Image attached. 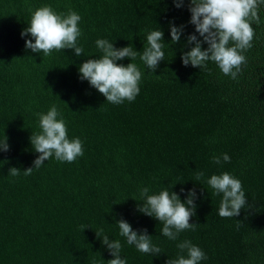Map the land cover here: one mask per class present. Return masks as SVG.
Masks as SVG:
<instances>
[{
    "label": "trees",
    "instance_id": "obj_1",
    "mask_svg": "<svg viewBox=\"0 0 264 264\" xmlns=\"http://www.w3.org/2000/svg\"><path fill=\"white\" fill-rule=\"evenodd\" d=\"M43 6L79 14L81 56L71 49L45 56L25 48L31 37L21 31ZM188 6L189 0L180 8L173 0H0V139L6 136L10 148L0 151V264H107L113 257L101 243L104 235L121 242L126 264H166L184 240L206 254L200 264H264V4L235 80L214 62L207 70L182 64V52L194 46L187 36L202 40L189 23ZM170 23L184 26L175 44ZM154 30L163 32L165 57L153 73L139 56L117 61L133 62L142 72L133 102L108 103L79 79V66L102 55L98 39L142 54ZM53 105L68 138L83 142L84 155L73 163L49 158L25 176L39 155L29 139L40 132L37 114ZM222 154L230 162L214 164L212 157ZM13 167L20 175L8 174ZM199 172L204 177L197 181ZM224 172L241 181L249 205L234 218L218 216L222 194L213 195L206 183ZM144 187L149 194L169 189L181 202L194 189L189 223L195 230L177 240L162 236L163 224L137 210ZM120 219L138 234L146 229L162 253L128 245L119 235Z\"/></svg>",
    "mask_w": 264,
    "mask_h": 264
},
{
    "label": "clouds",
    "instance_id": "obj_2",
    "mask_svg": "<svg viewBox=\"0 0 264 264\" xmlns=\"http://www.w3.org/2000/svg\"><path fill=\"white\" fill-rule=\"evenodd\" d=\"M174 6H183V0H173ZM264 0H189L188 10L191 13L190 21L194 25L195 33L187 36V44L194 45L187 52H182L181 61L184 66L191 65L195 68L207 70V62H214L225 76L235 80L241 71V65L246 64V57L242 54L252 47L254 29L253 22L260 23L259 5ZM81 17L74 11L66 15L56 13L50 6L36 9L27 27L21 31V37L30 36L25 40V48L33 53L51 55L53 51L71 49L79 57L84 49L78 46V38L81 36L79 21ZM184 26H174L170 23L169 34L171 44L180 41ZM147 46L140 51L134 50L132 45L116 48L113 42L106 39H98L95 44L102 55L97 59H87L78 69L79 79L88 81L106 99V102L119 105L128 101L133 102L140 92L139 84L142 72L137 64L130 62L126 66L117 64L128 58L130 61L139 59L153 73L165 57V43L162 30L150 31L146 36ZM207 44L202 49L201 44ZM39 117V133L30 136L32 149L39 155L33 161V166L25 169L23 174L30 175L33 169L40 168L45 161L54 157L59 162L73 163L78 157L84 155L83 142L77 137L68 138V129L57 107L53 105L46 114H37ZM7 137L0 139V151H9ZM230 162L227 154L213 156L214 164ZM21 170L10 168L8 174L20 175ZM204 177L203 172L196 175L200 181ZM207 185L213 190V195L222 194L218 209L221 218H234L240 215L242 209L249 207L246 194L242 189L241 181L227 172L220 175H212L206 180ZM184 189H181L183 192ZM142 204L137 210L149 217L155 218L163 224L161 235L169 240H177L179 234L185 230H195L197 224L189 223L195 215L196 192L191 189L187 198L181 202L177 193L164 189L158 194H149V188L140 189ZM237 226L239 222L237 221ZM119 235L126 239L128 245H134L136 250L158 256L162 250L152 243V236L146 229L138 234L131 225L120 219L117 222ZM86 227L82 226V231ZM102 232V230H101ZM97 238L100 233H95ZM101 243L107 247L112 259L107 264H126L121 258L122 245L119 240H110L107 235L101 239ZM180 254L176 259L167 260L166 264H200L207 259L206 254L190 241L184 240L177 244Z\"/></svg>",
    "mask_w": 264,
    "mask_h": 264
}]
</instances>
